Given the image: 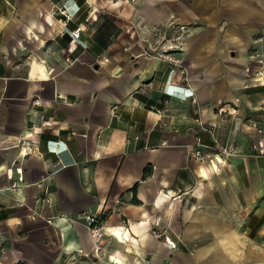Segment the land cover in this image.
Segmentation results:
<instances>
[{
    "label": "crops",
    "instance_id": "1",
    "mask_svg": "<svg viewBox=\"0 0 264 264\" xmlns=\"http://www.w3.org/2000/svg\"><path fill=\"white\" fill-rule=\"evenodd\" d=\"M0 264H264V0H0Z\"/></svg>",
    "mask_w": 264,
    "mask_h": 264
},
{
    "label": "built area",
    "instance_id": "2",
    "mask_svg": "<svg viewBox=\"0 0 264 264\" xmlns=\"http://www.w3.org/2000/svg\"><path fill=\"white\" fill-rule=\"evenodd\" d=\"M178 28V30L180 31H184L186 26L184 25H179V26H176ZM71 35L74 37V38H79L80 37V29L79 28H76V29H73L71 30ZM178 37L180 36H177L175 38H169V37H166V36H163L162 39H161V44H164V43H168V46L170 48H174V47H177L179 46V44H175V43H172L171 40H176ZM164 42V43H163ZM159 57H161L162 59L164 60H167L171 63H174L176 65L179 64L178 62V59H176L175 57H173L172 55L168 54V53H161L159 55ZM35 103H39L37 100H35ZM46 123V122H45ZM261 131V130H259ZM23 145H25V147H29V144L26 143V142H22ZM226 149H223V152H225ZM193 155L194 156H197V157H201L202 156V151L198 148V149H195L193 150ZM84 219H85V222L87 224V227L90 231V234L92 236V238H94L95 240H98L101 236V228H102V225H103V220L104 218H102V215H99V214H90V213H85L84 214ZM101 249V246L99 243L95 244V252H98L99 250Z\"/></svg>",
    "mask_w": 264,
    "mask_h": 264
},
{
    "label": "trees",
    "instance_id": "3",
    "mask_svg": "<svg viewBox=\"0 0 264 264\" xmlns=\"http://www.w3.org/2000/svg\"><path fill=\"white\" fill-rule=\"evenodd\" d=\"M102 218H104V215H102Z\"/></svg>",
    "mask_w": 264,
    "mask_h": 264
}]
</instances>
